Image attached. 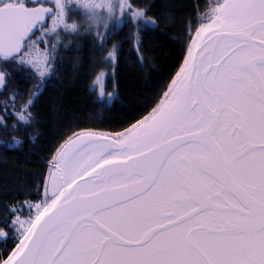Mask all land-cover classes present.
Returning a JSON list of instances; mask_svg holds the SVG:
<instances>
[{
	"label": "snow or ice",
	"instance_id": "1",
	"mask_svg": "<svg viewBox=\"0 0 264 264\" xmlns=\"http://www.w3.org/2000/svg\"><path fill=\"white\" fill-rule=\"evenodd\" d=\"M82 3L108 34L122 22L107 0ZM103 7L107 16L95 11ZM126 7L121 0L122 14ZM65 15V0H55V14L0 0V59L39 81L14 131L32 123L28 108L51 74L49 50L37 41L46 44L58 28L79 31ZM131 15L158 26L143 8ZM196 19L153 106L110 130L68 129L43 160L35 190L5 204L0 264H264V0H217ZM100 95L118 90L101 86Z\"/></svg>",
	"mask_w": 264,
	"mask_h": 264
},
{
	"label": "trees",
	"instance_id": "2",
	"mask_svg": "<svg viewBox=\"0 0 264 264\" xmlns=\"http://www.w3.org/2000/svg\"><path fill=\"white\" fill-rule=\"evenodd\" d=\"M208 1L142 0L140 6L158 26L127 22L103 34L105 39L97 36L100 31L85 29L62 34L55 53L50 50L51 74L28 108L32 123L19 131L12 128L18 122L15 113L22 110L20 105L28 102L29 90L35 91L33 85L39 81L30 68L1 59L6 85L0 89V118L8 131L0 124V141L15 135L23 144L0 143V216L6 203L23 198L17 195L21 190H35L43 160L68 129L110 130L154 105L178 68L188 25L213 6ZM114 44L115 58L109 60ZM98 76H104L105 93L118 90V95L101 97L95 86Z\"/></svg>",
	"mask_w": 264,
	"mask_h": 264
},
{
	"label": "rangeland",
	"instance_id": "3",
	"mask_svg": "<svg viewBox=\"0 0 264 264\" xmlns=\"http://www.w3.org/2000/svg\"><path fill=\"white\" fill-rule=\"evenodd\" d=\"M141 1L142 0H126L127 5L129 7H126L123 10V14H122L121 10L119 8V4H120L121 0H107V2H110L114 6L113 15L122 21L117 28L123 26L127 22L138 24V20H134L131 13L133 11H135L137 8H142L140 6ZM25 2L28 4V6H34L37 3L44 4L45 6L52 8L53 14H55V0H25ZM95 2L96 3H102L103 0H95ZM216 2H217V0H209L208 1V3L211 5H214ZM65 3H66L65 20L67 23H69V24L75 23L77 25V28L79 31L81 29H85V30L94 31V32L100 31V33H102V34H106L108 32V30L105 29L102 25L97 26V25L93 24L92 20L90 19V17L92 16V11L87 9L86 7H84L82 0H65ZM129 8L131 10H129ZM208 10H207V12H208ZM95 11H96V13L102 14L104 16L108 15L106 7L97 8ZM207 12L203 13L202 15H205ZM108 23H109V26L111 27L113 21L109 20ZM50 24H51V17L48 18V24H45L44 28L50 27ZM139 26H141V25H139ZM60 27L62 28L63 25H61ZM74 32L75 31H73L71 29H69L67 31H61L60 28H58L56 30V32L46 33V36H47V43L46 44L40 43L39 41H37V43L41 49L47 48L49 50V53H50L51 46L53 44H55V47H56L57 44L60 43L62 34H67V33L69 34V33H74ZM39 35H40V33H37V36H39ZM0 62H1V59H0ZM48 63H49V60H48ZM0 71H1V68H0ZM95 86H96L97 90L99 91V94H100L101 86L103 87V91H105L104 76H100L99 81L96 80ZM1 88L2 87H0V89ZM101 97H104V96H101ZM24 214L27 215L26 212Z\"/></svg>",
	"mask_w": 264,
	"mask_h": 264
},
{
	"label": "water",
	"instance_id": "4",
	"mask_svg": "<svg viewBox=\"0 0 264 264\" xmlns=\"http://www.w3.org/2000/svg\"><path fill=\"white\" fill-rule=\"evenodd\" d=\"M34 6H36V5H34ZM34 6H29V7H34ZM45 18L48 20V18H49V17H48V16H46Z\"/></svg>",
	"mask_w": 264,
	"mask_h": 264
}]
</instances>
